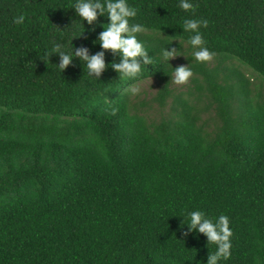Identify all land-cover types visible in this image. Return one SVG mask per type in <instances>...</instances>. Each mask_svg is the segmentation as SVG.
<instances>
[{
    "label": "trees",
    "instance_id": "16d2710c",
    "mask_svg": "<svg viewBox=\"0 0 264 264\" xmlns=\"http://www.w3.org/2000/svg\"><path fill=\"white\" fill-rule=\"evenodd\" d=\"M128 2L153 59L135 78L98 43L107 16L0 0V264H208L216 245L186 224L196 210L229 218L218 264H264V0ZM185 18L208 21L211 61L193 59ZM57 44L103 51L108 67L96 78L75 57L62 72ZM179 61L186 92L171 81ZM148 79L156 94H133Z\"/></svg>",
    "mask_w": 264,
    "mask_h": 264
},
{
    "label": "clouds",
    "instance_id": "9594fccd",
    "mask_svg": "<svg viewBox=\"0 0 264 264\" xmlns=\"http://www.w3.org/2000/svg\"><path fill=\"white\" fill-rule=\"evenodd\" d=\"M179 7L184 11L193 10L194 5L191 0H179ZM82 21L92 24L98 16H107L109 23L103 25L104 30L99 36L98 43L103 50H110L120 54V62L112 63L110 66L124 78H135L142 71V65L153 64V59L148 58V51L143 43L138 39L137 34L145 31V27L139 23H130V19L137 16V9L130 6L128 0H75L72 7ZM25 22V15L18 14L13 17V23L22 25ZM206 19L185 18L181 29L191 33L187 43L191 46L192 56L196 62L204 63L213 59L215 53L207 46L201 28H207ZM61 45L57 44L52 50L60 56L57 65L63 72L73 61L79 57L86 67L90 76L99 78L106 70L104 53L99 52L89 55L86 48L75 49L70 54L61 50ZM177 55H183L175 48L171 51L162 50L163 59L167 62ZM174 70L171 81L177 85L187 83L193 75L189 66H179ZM139 88H133V94L139 93ZM187 226L189 231H197L207 237L208 245L215 244L216 251L209 254L208 264H218L221 258L230 256L232 230L229 226V218L221 215L213 220L202 211H191L187 214Z\"/></svg>",
    "mask_w": 264,
    "mask_h": 264
},
{
    "label": "rangeland",
    "instance_id": "374dc122",
    "mask_svg": "<svg viewBox=\"0 0 264 264\" xmlns=\"http://www.w3.org/2000/svg\"><path fill=\"white\" fill-rule=\"evenodd\" d=\"M186 58V56H182L181 59L184 61ZM181 60V61H182ZM179 61L178 65H185V63L183 64V62ZM186 66V65H185ZM244 70V69H243ZM247 77H250L251 82H255V77L251 76V72L250 71H244ZM190 84V79L187 81V83L183 84V85H177L176 83L174 84V88L177 89V91L181 92L184 91L186 92L185 88L187 85ZM136 88H139L140 91L137 94H141V97H147V98H151L152 96H154L158 90V87L156 86L155 82L152 79H148L143 81L142 83H140ZM159 108L156 105L152 106V109H150V116L152 117V119H156V117L159 115ZM213 124L210 123L209 127L212 128Z\"/></svg>",
    "mask_w": 264,
    "mask_h": 264
}]
</instances>
